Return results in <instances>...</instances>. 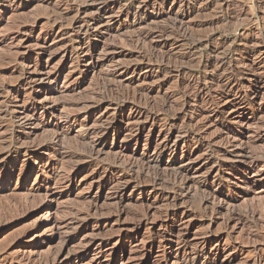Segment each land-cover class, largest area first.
Returning <instances> with one entry per match:
<instances>
[{
  "label": "rangeland",
  "instance_id": "374dc122",
  "mask_svg": "<svg viewBox=\"0 0 264 264\" xmlns=\"http://www.w3.org/2000/svg\"><path fill=\"white\" fill-rule=\"evenodd\" d=\"M190 262L264 264V0H0V264Z\"/></svg>",
  "mask_w": 264,
  "mask_h": 264
},
{
  "label": "bare ground",
  "instance_id": "6f19581e",
  "mask_svg": "<svg viewBox=\"0 0 264 264\" xmlns=\"http://www.w3.org/2000/svg\"><path fill=\"white\" fill-rule=\"evenodd\" d=\"M135 1H136V0H135ZM94 2H95V1H94ZM253 2H254V1H253ZM253 5H254V4H253ZM112 6H113V5H112ZM138 9H139V8H138ZM131 10H132V8H131ZM74 11H75V10H74ZM80 13H81V11H80ZM61 16H62V15H61ZM79 17H80V16H79ZM62 20H63V18H62ZM81 21H82V20H81ZM87 23H88V22H87ZM76 26H77V25H76ZM79 28H80V27H79ZM178 29H179V28H178ZM53 31H54V30H53ZM53 31H52V32H53ZM162 32H164V31H162ZM148 35H149V34H148ZM141 36H142V35H141ZM143 37H144V36H143ZM143 37H142V38H143ZM147 37H148V36H147ZM142 41H143V40H142ZM21 57H22V56H21ZM24 57H25V56H24ZM17 59H18V58H17ZM25 72H26V71H25ZM23 73H24V72H23ZM20 75H22V73H21ZM23 75H24V74H23ZM24 76H25V75H24ZM22 77H23V76H22ZM26 77H27V76H26ZM47 78H48V77H47ZM30 80H31V79H30ZM48 80H49V79H47V81H48ZM25 83H26V80H25ZM33 83H34V82H33ZM33 83H32V81H29L31 91H32V89H33L34 86H35ZM235 83H236V82H235ZM37 85H38V84H37ZM28 90H29V89H28ZM123 93H124V92H123ZM125 93H126V92H125ZM125 93H124V94H125ZM124 97H125V96H124ZM37 101H39V100H37ZM40 101H41V100H40ZM40 101H39V102H40ZM118 101H119V100H118ZM124 101H125V100H124ZM124 101H123V103H124ZM25 103H26V102H25ZM117 103H120V102H117ZM123 103H121V104H123ZM128 103H129V102H128ZM128 103H127V104H128ZM121 104H120V105H121ZM133 104H134V103H133ZM63 105H64V104H63ZM29 106H30V105L23 104L22 109H26V108L29 107ZM31 106H32V105H31ZM143 106H144V104H143ZM34 107H35V106H34ZM145 107H146V106H145ZM13 114H14V113H13ZM13 114H12V111H8V113H7L6 115L11 116V115H13ZM26 118H28V115H26ZM30 119L33 120V119H35V117L31 116ZM40 125H41V124H40ZM41 127H42V126H41ZM43 127H44V126H43ZM43 127H42V128H43ZM112 128L114 129L115 127L112 126ZM58 132H60V133H58ZM58 132H57L58 135L63 134V133H61V131H59V130H58ZM14 133H15V130H14V132L12 133V136H11V137H12V139H13L14 141H16V140H15V137H13V134H14ZM65 135H66V134H65ZM62 136H63V135H62ZM58 137H59V136H58ZM89 145H90V148H89L90 150L88 149V151H94V149H95L96 146H95L94 144H89ZM57 148H58V147H57ZM163 148H166V145H163ZM89 153H91V152H89ZM250 162H251V161H250ZM109 163H110V162H109ZM252 164H253V163H252ZM107 165H109V164H107ZM181 174H182V173H181ZM181 174H179L178 176H180ZM155 175H156V174H155ZM178 176H176V177H178ZM174 177H175V174H174ZM181 177H182V176H181ZM183 178H184V177H183ZM175 179L177 180V178H175ZM176 180H175V181H176ZM179 182H180V181H179ZM186 183H187V181H186ZM174 185H175V184H174ZM175 186H176V185H175ZM178 189H179V188H178ZM185 264H192V263L190 262V263H185Z\"/></svg>",
  "mask_w": 264,
  "mask_h": 264
}]
</instances>
